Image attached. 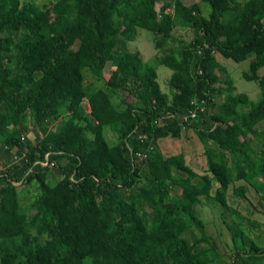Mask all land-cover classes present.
Segmentation results:
<instances>
[{
  "label": "trees",
  "instance_id": "trees-1",
  "mask_svg": "<svg viewBox=\"0 0 264 264\" xmlns=\"http://www.w3.org/2000/svg\"><path fill=\"white\" fill-rule=\"evenodd\" d=\"M200 1L207 17L199 4L181 0L158 10L157 0H52L43 7L0 0V144L27 148L31 159L50 152L57 165L35 168L20 187L12 181L22 170L0 175V264H264V246L246 229L257 225L226 202L231 183L254 171L264 179V128H256L264 120V77L257 75L264 0ZM175 28L191 30L190 42L178 43ZM139 29L156 38L159 53L150 62L126 49ZM212 50L236 63L253 57L242 77L257 83L255 103L235 93ZM158 66L171 71L168 93L158 85ZM84 74L100 88L85 85ZM194 99L206 108L194 124L156 125L163 113L187 112ZM25 118L40 134L20 142ZM48 120H57L51 132ZM188 125L203 146L202 175L183 154L157 147L179 140ZM137 131L148 140H137ZM149 140L154 150L143 164L134 162ZM31 181L38 192L23 208L19 188ZM252 185L264 200V183ZM245 192L232 189L234 197ZM202 200L221 207L230 256L197 217L194 203ZM189 230L198 233L194 240Z\"/></svg>",
  "mask_w": 264,
  "mask_h": 264
},
{
  "label": "rangeland",
  "instance_id": "rangeland-1",
  "mask_svg": "<svg viewBox=\"0 0 264 264\" xmlns=\"http://www.w3.org/2000/svg\"><path fill=\"white\" fill-rule=\"evenodd\" d=\"M20 1H32L37 6L43 7L48 5L52 0H20ZM173 1V0H170ZM188 5H192L193 3H197L200 5L202 10V16L207 17L209 15V6L206 3L201 2L200 0H181ZM246 0H241V2ZM164 3V1L162 0ZM187 5V6H188ZM161 5L157 4L159 8ZM173 37L176 38L177 42L187 44L190 42L192 38V31L189 29H175L172 32ZM155 36L152 33L139 29L138 34L136 35V39H132L130 43L127 44V49L132 51L133 53L138 54L143 58L144 61H152L154 55L158 54L159 51L155 49ZM175 44L179 46V44ZM216 60L225 68L228 76L230 77L234 87L235 93H244L247 95L249 101L251 103H255L259 98V88L256 82L247 81L243 79L242 75L244 73L249 72V63L253 59L252 56L247 57L245 60L241 62H234L230 59H224L216 52L213 53ZM110 64L106 65L105 75L108 76L110 74L109 70ZM157 74V82L162 92L168 93V80L171 75V71L163 66H158L156 69ZM257 75L260 77H264V67L260 68L257 71ZM85 76V85L93 84L94 87H99L101 83L95 81L88 74H84ZM218 99L215 98V101ZM83 108L87 109L86 101H83ZM196 122V121H194ZM193 122V124H194ZM24 125L27 130L26 136L30 140H34L40 133L39 130L34 127L31 123V119L25 118ZM257 129L264 128V120L256 125ZM108 142L115 141L113 135L109 134ZM164 155L170 154H178L181 153L184 156V161L186 165L198 175H202L205 172V157L203 154V146L197 137V135L192 130L191 126H186L185 130L182 131V135L179 140L174 139H164L158 142L157 146ZM53 177V173H51ZM54 181V179L52 180ZM257 181L260 183H264V179L259 176L258 172L254 171L250 176L247 177L246 180L243 181L246 189L244 194V198L234 197L232 195V189L234 187H238L239 183L234 182L229 185L226 191V202L227 206L233 208L239 214L243 215L249 221L257 226L249 225V228H246L249 232V236L255 240L258 244L264 246V200L260 198V192L257 193V189L253 187L252 182ZM240 182V181H239ZM22 190L21 194L19 193L20 204L23 208L32 202L34 195L37 191V184L34 181H31L28 185H23L22 188H19V192ZM214 193V192H213ZM212 193V194H213ZM28 203V204H27ZM196 215L203 222L205 232L215 239L216 245L218 247L219 252L224 256H230L232 253V243L230 240V236L225 229L224 224L222 223V219L219 217L221 207L213 203L207 202L206 200H202L201 203L195 202ZM223 210V209H222ZM225 220L230 222L231 213L225 212ZM189 235L187 238L189 240H194L198 233L194 230L188 231Z\"/></svg>",
  "mask_w": 264,
  "mask_h": 264
},
{
  "label": "built area",
  "instance_id": "built-area-1",
  "mask_svg": "<svg viewBox=\"0 0 264 264\" xmlns=\"http://www.w3.org/2000/svg\"><path fill=\"white\" fill-rule=\"evenodd\" d=\"M203 49H206L207 46L203 45ZM200 53V49L197 50V54ZM214 53V50L211 51V54ZM200 73V71H199ZM85 101V100H84ZM83 104V103H82ZM87 104V102H86ZM191 108L181 114L176 115L171 112L163 113L159 117L156 118V125L162 126L170 121L177 120L180 124L185 126L190 122L194 121L199 113H203L205 111V105L203 100H192L190 103ZM86 113L90 112L89 105L87 104V109H84ZM57 124V120H48L44 123V129L47 132H51L54 130ZM135 136L137 140L140 142L148 140L147 135L141 132H135ZM25 138L28 136L21 135L20 142H23ZM154 150V144L152 140H149L147 143L146 150L144 152H136L132 156V160L134 162L143 164L148 156V153ZM50 152H45L42 157H38L35 159H31L29 156V150L24 148L22 150H17L16 148H10L8 145L0 144V175L3 176L8 172H12L14 170H22L23 176L22 178H14L12 184L14 186L20 185L25 181V177L31 173H33L35 168H41L44 171H51L56 168V161L50 158Z\"/></svg>",
  "mask_w": 264,
  "mask_h": 264
},
{
  "label": "crops",
  "instance_id": "crops-1",
  "mask_svg": "<svg viewBox=\"0 0 264 264\" xmlns=\"http://www.w3.org/2000/svg\"><path fill=\"white\" fill-rule=\"evenodd\" d=\"M158 2H157V4L158 5H162V4H164V3H166V2H171L170 0H163L164 1V3L162 2V0H157ZM239 2H241V0H238ZM183 4L184 5H188V4H186L185 2H183ZM157 9H158V7H157ZM168 10V9H167ZM167 12H170L169 10L167 11ZM175 29H181V28H175ZM174 29V30H175ZM174 30H173V32H174ZM137 34H138V31H137ZM136 34V35H137ZM135 39H136V36L134 37ZM132 41V40H131ZM128 43H130V41L129 42H127V44ZM127 44H126V49H127ZM128 50V49H127ZM128 51H130V50H128ZM130 52H132V51H130ZM133 53V52H132ZM140 57H141V55H140ZM142 58V57H141ZM142 60H143V58H142ZM144 61V60H143ZM109 70H110V72H111V70H112V67L111 66H109ZM246 95V94H245ZM247 96V95H246ZM260 129H262V128H260ZM256 143V142H255ZM186 164V163H185ZM192 171H194V170H192ZM205 173V172H204ZM237 183H239V186H242V185H244V183H243V181H240V182H237ZM245 187V186H244Z\"/></svg>",
  "mask_w": 264,
  "mask_h": 264
},
{
  "label": "clouds",
  "instance_id": "clouds-1",
  "mask_svg": "<svg viewBox=\"0 0 264 264\" xmlns=\"http://www.w3.org/2000/svg\"><path fill=\"white\" fill-rule=\"evenodd\" d=\"M158 10V9H157ZM215 52V51H214ZM196 120V119H195ZM194 120V121H195ZM194 121H192V122H194ZM191 123V122H190ZM184 130H185V128H184ZM29 139V138H28ZM23 183H26V182H23ZM23 183H21L20 185H16L17 187H20Z\"/></svg>",
  "mask_w": 264,
  "mask_h": 264
}]
</instances>
